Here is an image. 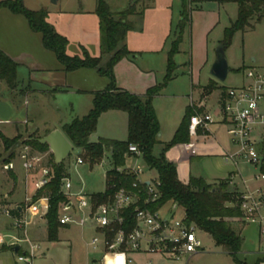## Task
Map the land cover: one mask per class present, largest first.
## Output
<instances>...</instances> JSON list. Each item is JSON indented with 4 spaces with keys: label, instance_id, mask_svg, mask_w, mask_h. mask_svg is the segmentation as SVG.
Here are the masks:
<instances>
[{
    "label": "trees",
    "instance_id": "16d2710c",
    "mask_svg": "<svg viewBox=\"0 0 264 264\" xmlns=\"http://www.w3.org/2000/svg\"><path fill=\"white\" fill-rule=\"evenodd\" d=\"M151 1L129 0L124 10L112 12L105 0H95L94 13L98 18L99 35V55L97 57L90 56L83 47L80 56L67 55V38L59 34L47 21L45 9H27L23 0L1 1L0 9L6 8L13 14L22 15L30 30L41 35L42 46L55 55L63 71L71 72L80 68H92L100 76L109 80L103 90L92 93V106L86 115L74 118L61 127V132L73 148L80 150L79 157L90 166L106 158L113 167H122L129 156L127 154L128 145H135L141 152L143 162L156 171L159 181L160 199L149 208L156 210L167 202L176 204L184 211L183 222L186 225H193L197 230L208 234L215 246L233 257L235 264H247L236 257L243 242L241 236L243 226L236 221L239 217V210L235 206V193L228 188L227 183L210 185L203 179L193 176H190L186 184L181 183L175 165L165 158V152L169 148L176 144L189 142L188 125L191 116L189 108L186 109L172 139L162 145L157 155L154 154L155 147L160 144L158 139L160 128L153 107V98L176 76V64L173 57L179 53L183 32L190 22V10L187 4L182 3L180 19L175 27L176 35L170 43L162 81L148 88L144 95H136L116 86L113 68L120 60L132 54L125 43L127 33L136 28L137 23L143 18L147 3ZM233 1L237 4V16L224 30L220 44L225 49L230 45L236 32L253 28L254 24L264 17V0ZM139 3H141L140 8L137 7ZM103 59L106 60L103 61ZM16 71L17 64L0 50V79L4 80L11 89L16 86ZM216 88V83L210 81L202 92L204 95H209ZM108 110H119L127 114L126 139L101 138L96 142H90L89 137L96 130L99 116ZM38 138H40L39 135L34 133L24 140H21L20 136L9 139L0 133V140L5 150L20 144L30 148L31 151L39 153L48 151V146L40 144L37 141ZM13 157V152H10L6 165ZM46 167L50 169V179L46 185L35 192L34 199L48 198L49 207L44 217L47 238L49 241H57L59 229L66 227L58 221V209L61 203L67 201L60 192L62 179L68 176L67 167L64 161L55 164L51 153L48 155ZM108 176L110 181L116 183L117 186L123 184L122 176L116 174L114 170L109 171ZM133 179V176L127 177L125 184L130 185ZM111 193V190L106 188L103 193L92 194V202L100 204ZM132 214V208L124 212L126 219H129L127 231L134 224V221L130 220ZM109 237H112V234ZM3 249L6 250V247ZM255 264H260V260L258 259Z\"/></svg>",
    "mask_w": 264,
    "mask_h": 264
},
{
    "label": "built area",
    "instance_id": "2783aa9c",
    "mask_svg": "<svg viewBox=\"0 0 264 264\" xmlns=\"http://www.w3.org/2000/svg\"><path fill=\"white\" fill-rule=\"evenodd\" d=\"M241 74L242 82L220 90L213 103L208 104L207 95L202 91L196 97L191 92L188 135L194 141L198 136L210 137L213 124L224 127L229 148L223 149L221 158L233 168L226 183L236 195L235 206L239 210L236 221L243 227L254 226L256 246L252 254L264 258V67L244 68ZM127 154L136 160L141 158V152L133 144L128 145ZM35 162L36 158L29 160L23 156L22 167L28 172ZM83 163L86 162L77 156L75 164ZM111 170L122 176V185L110 181L108 172ZM129 176L134 179L126 185ZM49 179L50 169L45 165L33 183L35 192ZM104 180L105 189L109 188L112 193L104 202L94 204L92 194L81 189L74 191L71 180L62 179L60 192L67 201L58 209L61 225L90 227L100 236V240L93 237L89 244L96 249L101 243L102 264H130L131 252L157 254L168 258L172 264H187L192 256L204 251L196 235L197 229L183 222L184 215L181 219L173 216L166 219L160 217V207L149 208L160 199L159 181L157 177L142 178V169L137 162L131 166L111 165L104 171ZM34 195L25 196L20 205L0 204V219L6 220L7 225L0 231V249L6 247L1 254L8 253L12 261L6 263L0 257V264H34L36 254L41 250L40 244L31 237V229L37 222L45 221L49 203L47 197L34 199ZM175 206L173 204L172 209ZM131 208L130 220L134 224L127 231L129 219L124 212ZM15 245L19 247L17 252L13 251Z\"/></svg>",
    "mask_w": 264,
    "mask_h": 264
},
{
    "label": "crops",
    "instance_id": "0c3cea01",
    "mask_svg": "<svg viewBox=\"0 0 264 264\" xmlns=\"http://www.w3.org/2000/svg\"><path fill=\"white\" fill-rule=\"evenodd\" d=\"M1 1L5 0H0V2ZM105 1L112 12L124 10L129 3V0ZM183 2L187 4L185 0H152L147 3L142 20L137 23L133 31L127 33L125 39L126 46L132 54L120 60L113 68L116 86L119 89L126 90L136 95H144L148 88L162 81L166 69L167 53L171 43V34L175 30L176 24L180 19ZM23 4L30 10L45 9L47 11V21L59 34L67 38V55L80 56L82 47L92 57H97L99 55L98 18L94 13L95 0H23ZM187 6L190 10V22L186 28V33H191L192 35V53H194L196 49L194 40L196 35L208 36L218 25L224 32L225 28H227L237 16V4L233 0H190ZM236 34H241L242 36L243 50V55L238 64L237 71L241 72L242 69L248 67H264V17L258 23H255L253 28L243 32H236L234 36H236ZM69 49L71 50L70 52ZM0 50L11 58L17 64V67L23 64L22 61L24 57H28L30 59V63H28L29 66L27 65L31 72L30 80H35L36 73L44 74V77L39 79V83L44 87L40 89V96L44 99L50 97L53 100L57 93L69 91L86 96V105L83 108V112H81V117L86 115L91 109L92 93L103 90L109 83L106 77L100 76L97 71L92 68H80L71 72L63 71L55 55L42 46L41 35L30 30L26 19L22 15L13 14L6 8L0 9ZM179 67V65L176 67V76L169 83H172V81L177 78ZM200 87L202 86L191 82L189 93L186 92L179 96L174 95V97H176L175 99L181 100L182 103L180 115L177 119L173 118L172 112H170L171 109H169V112L167 111V117L163 118H161L162 116L157 110V103H160L159 99L162 98V91L165 88L153 98V107L160 128L158 134L160 144L156 146L159 148L158 152L163 144L168 143L172 139L188 108L191 92H197L194 93V95L197 96V94L202 91ZM209 95H207V102L209 101ZM170 108H172V106H170ZM82 113L84 114L82 115ZM100 116H105L111 127L115 128L119 123H121V126L119 125V135H114V133H116L113 131L114 128H110L112 132L105 131V128L103 131L101 130L99 132L97 140L101 138L110 140L126 139L127 114L125 112L108 110L103 112ZM98 121L96 130L99 126ZM64 124L66 123L61 124L60 121H57L51 124H45L41 126V128H34L40 133H43L44 136L53 129H59L61 131V127ZM221 127L225 134L223 126L213 124L210 126V131L212 133L210 137L198 136L194 141L189 139V142L176 144L165 152L166 160L175 165L177 176L181 183L186 184L190 176L203 179V177L191 173L192 164L206 157L219 159L223 149L229 148L226 134L225 143L218 135L219 128ZM96 130L94 133H96ZM36 134L38 135V133ZM164 135L165 137H163ZM39 137L41 136L39 135ZM26 138L27 137L24 139ZM137 160L133 157H127L125 164L131 166ZM81 165H87L90 170L96 165L103 168L104 171L111 166L106 158L93 166H90L88 163H83ZM229 166L230 169L228 170L216 171L212 174L209 177L211 181L206 182L204 179L203 180L207 184L226 183L228 175L233 170L230 164ZM66 167V172L68 174L67 178L71 180L74 191L81 189L86 193L84 190V187L86 188L85 180L77 172L79 182L75 184L71 178V164H66ZM74 167L77 171L80 164H75L74 162ZM11 178L13 179L14 186L18 184V186H21L24 190L23 197L28 194L29 184L33 187L32 183L27 182L28 180L25 179V176L21 177L18 182L14 175L11 176ZM79 183L81 186L78 188ZM228 188L231 190L229 186ZM32 189L34 193V187ZM104 189L96 193H102ZM7 205L14 206L20 205V203H10ZM39 223L43 222L39 221ZM6 228V220L1 219L0 231H4ZM33 229H31V231ZM4 251L6 250L1 248L0 254ZM42 255H45V253L42 252Z\"/></svg>",
    "mask_w": 264,
    "mask_h": 264
},
{
    "label": "rangeland",
    "instance_id": "374dc122",
    "mask_svg": "<svg viewBox=\"0 0 264 264\" xmlns=\"http://www.w3.org/2000/svg\"><path fill=\"white\" fill-rule=\"evenodd\" d=\"M140 1V0H138ZM190 0H185L189 4ZM193 3V2H192ZM141 3L137 5L140 8ZM193 7V6H192ZM175 10V6H174ZM176 14V13H174ZM174 24V23H173ZM222 24V23H221ZM195 29V28H194ZM182 42L179 45V53L175 54L173 61L176 67L179 65L177 71V78L172 83L167 84L162 91L163 96L159 99L160 103H157V110L163 117H167V111L171 109L173 118L177 119L180 115V109L182 106L181 100L175 99L174 95L185 94L190 92L191 82L193 84H199L203 88L208 85L210 81L216 83L217 88L209 95L208 103H213L220 92V90L238 85L242 82V74L237 71L238 64L243 55L242 50V36L241 34L233 35L230 45L225 49V57L228 63L230 71L226 79L222 82L216 81L209 74L210 67L214 61L215 49L223 39V30L218 25L208 36L194 37L196 49L194 53L191 51L192 35L186 33V28ZM176 35V30L171 34V41ZM189 35V36H188ZM207 43V50H206ZM71 50L69 49V52ZM106 59H103V61ZM23 64L17 67L16 71V86L14 89L9 88L4 80L0 79V133L6 138H14L20 136V139L28 137L30 134L38 133L41 137L43 133L35 130L34 127H39L45 124H51L52 122L60 121L62 123H69L74 118H80L81 112L86 105V96L79 95L75 92H63L57 93L52 100L49 98H43L40 96V89L44 88L39 79L44 77V74L35 75V80H30V71L28 66L30 59L24 57ZM28 65V66H27ZM205 85V86H203ZM187 93V94H188ZM197 93V92H194ZM196 97V95H194ZM172 106V108H170ZM84 113H82L83 115ZM86 114V113H85ZM79 116V117H78ZM98 129L96 133H93L89 137L90 142H96L99 132L104 130L110 131L111 127L109 121L105 116H100L98 121ZM121 123L114 128V135H119L118 130ZM112 132V131H110ZM218 135L226 141L223 128H219ZM165 137V135L163 136ZM19 139V141H20ZM158 149H154V154H158ZM10 152H13L14 157L10 159L11 165L9 171L5 168L6 161L9 159ZM31 151L30 148L22 146L20 144L13 146L8 150L4 149V146L0 140V204H17L22 203L25 196H31L33 193V187L29 184L28 191L24 197V190L22 187L14 186L11 174L15 176L16 181L25 176L27 182L34 183L40 176L41 168L48 164V153ZM80 150L73 148L69 156L64 160L65 164H71L70 173L72 181L77 184L79 181L77 172L86 182V193H96L104 189V169L98 166H93L92 169H88L87 165H81L76 171L74 162L79 155ZM220 158H202L192 164L191 173L203 177L208 182L209 178L216 171H225L230 169L227 162ZM23 156L31 160L36 158L35 166L30 171H25L22 167ZM142 169V178H155L157 177L156 171L150 169L141 158L136 161ZM7 164V165H9ZM13 166V167H12ZM219 183H213L210 185H218ZM81 184H78V188ZM173 208L172 202L165 203L159 208V215L161 218L170 219L172 216L175 219H181L184 215V211L181 207L175 206ZM1 224V219H0ZM34 228V229H33ZM31 231V237L33 240L40 244V252L36 254L34 264H102V245L97 244L96 249H93L89 244L93 237H97L100 240V236L90 227H79L74 224L59 229L58 240L49 241L47 238L46 222L37 223ZM197 237L201 240L204 251L192 256L187 264H235L231 255L222 251L220 247L215 246L211 237L199 230L196 231ZM241 236L243 242L240 252L236 255L238 260L245 261L247 264H255L259 259L260 264H264V258L252 254L256 246V229L252 225L242 227ZM245 244V245H244ZM44 252L45 255L41 253ZM0 257L6 260V263H11L8 253L0 254ZM131 260L130 264H172L171 261L163 256L157 254H143V253H129ZM177 264H184V262H178Z\"/></svg>",
    "mask_w": 264,
    "mask_h": 264
},
{
    "label": "water",
    "instance_id": "95a60500",
    "mask_svg": "<svg viewBox=\"0 0 264 264\" xmlns=\"http://www.w3.org/2000/svg\"><path fill=\"white\" fill-rule=\"evenodd\" d=\"M229 71L230 68L225 57V47L219 44L215 49V58L210 67L209 74L216 81L222 82L226 79ZM37 141L40 144L48 146L55 164L63 162L73 149L72 144L59 129H53L46 135L38 138ZM7 169H10V165H7ZM18 248V245H15L13 251L17 252Z\"/></svg>",
    "mask_w": 264,
    "mask_h": 264
}]
</instances>
